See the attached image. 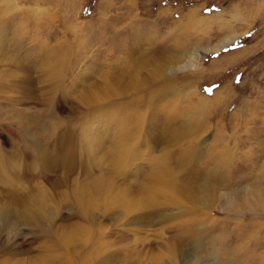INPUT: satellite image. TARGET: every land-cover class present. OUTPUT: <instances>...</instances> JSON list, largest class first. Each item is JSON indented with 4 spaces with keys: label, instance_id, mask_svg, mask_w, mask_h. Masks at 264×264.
I'll return each instance as SVG.
<instances>
[{
    "label": "rangeland",
    "instance_id": "rangeland-1",
    "mask_svg": "<svg viewBox=\"0 0 264 264\" xmlns=\"http://www.w3.org/2000/svg\"><path fill=\"white\" fill-rule=\"evenodd\" d=\"M1 30L0 264H264V0H0Z\"/></svg>",
    "mask_w": 264,
    "mask_h": 264
},
{
    "label": "bare ground",
    "instance_id": "bare-ground-1",
    "mask_svg": "<svg viewBox=\"0 0 264 264\" xmlns=\"http://www.w3.org/2000/svg\"><path fill=\"white\" fill-rule=\"evenodd\" d=\"M4 35H3V32H2V30L0 31V49L2 50L3 48H4V46H3V41H1V37H3ZM232 39V37L231 38H225V39H223L222 41H221V43H219V44H216L215 46H207V47H204L203 49H202V52L200 53V52H194L191 56H190V58H188V59H185L184 60V62H185V66H187L190 70H192V71H195L194 72V75L197 73V68L198 67H200V59L203 57V53L205 52V53H207V52H210V51H212V50H218V49H220V48H222L228 41H230ZM2 52H3V50H2ZM2 52H1V54H2ZM177 57H179V56H177ZM55 65V64H54ZM57 66V65H56ZM164 67V66H163ZM50 68H51V74H54V72H56V68L55 67H53L52 65L50 66ZM178 69H180V66L178 65ZM57 73V72H56ZM126 86V85H125ZM138 86H143V84H139ZM136 89H137V87H136ZM163 92L164 91H157V97L158 98H161V94H163ZM165 93V92H164ZM158 98H156V99H158ZM136 118V117H135ZM132 120H133V118H132V116L131 117H129L127 120H124V121H121V125L123 126V127H126L127 125H129L131 122H132ZM134 122V121H133ZM87 133V132H86ZM112 133H113V136H118L119 137V143H118V145L116 146V147H113L112 146V148L111 149H113L112 150V153H113V155L115 154V156L114 157H116L118 160H119V162H120V160L122 159V154H124V153H126V143H121V141H122V137H121V135H124V137H126V136H128L127 135V133H128V130H127V127H126V129L124 128H122L120 125H118L117 127H115L114 128V130L112 131ZM87 136V135H86ZM90 136V135H89ZM95 137H96V135H95ZM171 137L172 138H174V136L173 135H171ZM177 137V135L175 136V138ZM89 139H91V137L89 138ZM100 139V138H99ZM124 139V138H123ZM86 140V139H85ZM84 140V141H85ZM88 140V139H87ZM114 140L116 141V139L114 138ZM128 140V139H127ZM95 140H92L91 142H90V140H89V144H91V143H93ZM124 142V141H123ZM95 143H97L96 141H95ZM94 143V144H95ZM88 144V143H87ZM97 148V147H96ZM132 149V148H131ZM95 150V149H94ZM109 152H111V151H109ZM130 152V151H129ZM228 152V151H227ZM112 159H113V157H112ZM114 162V161H113ZM115 162H116V160H115ZM224 162V161H223ZM216 163V162H215ZM218 164V163H217ZM222 166H223V164H222ZM218 168H219V164H218V166H216V168H215V170H217L218 171ZM211 170V169H210ZM213 170V169H212ZM211 170V171H212ZM220 172V171H219ZM218 172V173H219ZM218 173L217 172H215V171H213L212 172V177H214V176H218ZM207 174V173H206ZM221 175V174H220ZM102 178H104V177H102ZM218 179H219V176H218ZM214 180V179H213ZM148 182V181H147ZM98 183V184H97ZM159 183V182H158ZM165 183V182H164ZM159 185V184H158ZM166 185V184H165ZM86 186V185H85ZM160 186V185H159ZM145 187V186H144ZM158 187V186H157ZM156 187V188H157ZM165 187V186H164ZM208 187H211V186H208ZM207 187V188H208ZM113 188V187H112ZM163 188V187H162ZM206 188V187H205ZM206 188V190H208ZM170 189V188H169ZM144 190V189H143ZM205 190V189H204ZM205 190V191H206ZM111 191V186L109 187V178L108 177H106V178H104V180H103V183H100L99 181L98 182H96V184H92L91 183V185L89 186V188H82L81 189V192H80V194H79V197H78V200H79V204L82 206V207H84V206H86L87 204H96L97 202H98V200H97V202L95 201L96 200V193H97V195L99 194V193H102V192H105V193H107V192H110ZM210 191H212L211 189H210ZM151 192V191H150ZM112 193V192H111ZM116 193V192H115ZM117 193H118V195H117ZM116 193V195H114V196H111V197H117L118 199H120L121 201V203L122 204H126V205H128V203H129V197L128 198H126V196H124L125 194H124V191H121L120 193L119 192H117ZM144 193H146V191L144 192ZM151 194V193H150ZM205 194V193H204ZM127 195V194H126ZM146 195V194H145ZM162 195V194H161ZM104 198H106V197H104ZM140 198V197H139ZM148 198V197H147ZM132 200V199H131ZM137 200V199H136ZM234 200V199H233ZM232 200V201H233ZM235 201V200H234ZM230 203V202H229ZM112 204V203H111ZM133 205V203H130L129 205H128V207H131ZM7 216V215H6ZM32 219V218H31ZM189 243V242H188ZM187 254V253H186ZM240 258V257H239ZM231 260V259H230ZM263 260V259H262Z\"/></svg>",
    "mask_w": 264,
    "mask_h": 264
}]
</instances>
